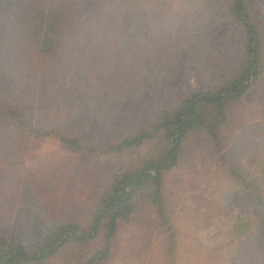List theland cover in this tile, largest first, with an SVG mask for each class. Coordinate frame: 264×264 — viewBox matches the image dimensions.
<instances>
[{"label": "trees", "instance_id": "16d2710c", "mask_svg": "<svg viewBox=\"0 0 264 264\" xmlns=\"http://www.w3.org/2000/svg\"><path fill=\"white\" fill-rule=\"evenodd\" d=\"M180 1L0 0V144L42 158L38 192L24 197L32 214L0 227V264H53L68 252L76 264H119L122 227L146 217L165 234L164 264H178L168 179L193 138L242 185L250 218L237 232L256 231L264 258V178L242 162L245 148L264 149V0H194L167 13ZM200 62L197 74L213 83L177 95L170 81ZM52 139L59 149L40 152ZM79 154L126 160L100 174L78 209L58 205L61 216L38 220L39 193L55 194L58 169Z\"/></svg>", "mask_w": 264, "mask_h": 264}, {"label": "rangeland", "instance_id": "374dc122", "mask_svg": "<svg viewBox=\"0 0 264 264\" xmlns=\"http://www.w3.org/2000/svg\"><path fill=\"white\" fill-rule=\"evenodd\" d=\"M225 1L223 6L227 4V0ZM251 1L253 3L257 0ZM153 3L154 1H150L141 5L142 12H148L146 8H152ZM193 3L194 0L176 2L168 8L167 13L174 15L175 9L191 7ZM118 6V3H114L111 9L121 10ZM88 13L92 15L93 8H90ZM259 15L264 19V8ZM214 17H219V14L207 18V25L214 22ZM153 18L146 21L149 28L151 24H155ZM221 18L226 17L223 15ZM222 26L225 27L224 24ZM211 30L207 26L206 33L208 31L212 33ZM223 34L226 35L225 32ZM212 45H217L215 37ZM202 65V62L195 66L188 65L191 70L185 68L186 73L180 76L184 78L183 80L170 81L169 85L173 84L177 87L179 93L177 95L187 94L199 88L205 89L213 83L197 74L200 70L199 66ZM252 102L253 106L258 105L257 100ZM58 149L57 141L52 139L41 145L40 152L47 153ZM243 152L247 153L242 161L244 168L258 175L259 178H264V149L254 147L247 152L245 148ZM30 155V152L23 149L20 154H15L8 141L0 144V227L2 228L4 226L7 229H15L18 225L24 224L27 217L32 214L24 197L38 192V188H34L39 185V179H36L34 174L36 171L41 172L42 168L38 161L42 158L34 160ZM125 160L126 158L122 157L86 154L70 157L64 162V166L58 169L63 179L58 187H54L53 195L57 196V201L48 198L53 196L51 191H46L41 196L39 193L38 203L31 207L40 204L41 210L34 212L33 216H38V220H48L51 216H61L59 206L65 213L78 209L83 201L81 199L89 200L94 196L97 186L95 181L100 174L107 169H111L108 172L113 171ZM50 163L59 164V160L50 159ZM32 165L38 167L34 169ZM71 177L72 179L69 180ZM76 179L82 184L79 183L77 186L75 182L79 181ZM168 183L169 196L178 216L172 219L178 234V264H264V258L257 250L259 237L256 231L241 235L237 232L240 219L250 218L249 208L241 199L242 185L230 179L228 173L215 164L202 141H195L193 138L187 143L179 165L171 172ZM39 215H42V218ZM158 229L151 220L148 221V217L137 219L132 227L124 225L119 236L117 255L119 264H164L165 234L156 233ZM100 245V241H95L88 245L85 251L88 253ZM72 260V253H63L62 257L53 264H76Z\"/></svg>", "mask_w": 264, "mask_h": 264}]
</instances>
